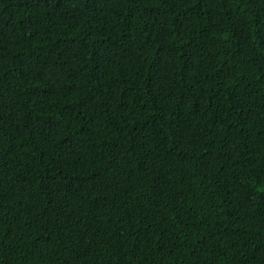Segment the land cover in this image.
<instances>
[{
    "label": "trees",
    "instance_id": "16d2710c",
    "mask_svg": "<svg viewBox=\"0 0 264 264\" xmlns=\"http://www.w3.org/2000/svg\"><path fill=\"white\" fill-rule=\"evenodd\" d=\"M0 264H264V0H0Z\"/></svg>",
    "mask_w": 264,
    "mask_h": 264
}]
</instances>
